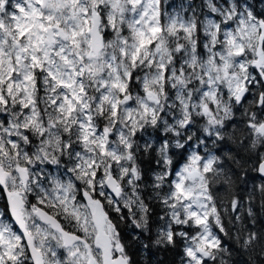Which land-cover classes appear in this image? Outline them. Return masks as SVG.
Listing matches in <instances>:
<instances>
[{"label":"snow or ice","instance_id":"6c2138e0","mask_svg":"<svg viewBox=\"0 0 264 264\" xmlns=\"http://www.w3.org/2000/svg\"><path fill=\"white\" fill-rule=\"evenodd\" d=\"M229 124L253 159L250 0H0V264H134L122 224L179 264H230L225 219L237 244H264L255 189L245 216L225 156L240 161L218 152ZM252 167L264 177V153Z\"/></svg>","mask_w":264,"mask_h":264},{"label":"trees","instance_id":"16d2710c","mask_svg":"<svg viewBox=\"0 0 264 264\" xmlns=\"http://www.w3.org/2000/svg\"><path fill=\"white\" fill-rule=\"evenodd\" d=\"M178 4L180 0H175ZM254 3V7L257 12L264 10V3L261 0H250ZM237 120L240 119V112L236 114ZM243 127V125H241ZM233 133V126L229 124L227 128V135L225 140L219 143L218 152L220 154L230 153L239 164L233 160L227 159L225 156V165L233 181L232 192H235L241 197L245 202V212L247 207V197L250 193H253L255 189L254 198V214L257 221L255 227L264 233V209L260 207V196L258 185L264 182V179H260L257 173L253 170L252 164L254 162V157L257 153H264V147H260L257 150H253L251 156L253 159H249L250 153L245 150V148L240 147L239 144V132H237V139L232 140L231 134ZM249 142H246V144ZM225 193L221 191V195ZM245 223L249 227L252 225L249 221L245 220ZM225 224L229 228V235L224 236V243L231 249V255L229 257L230 264H264V244L253 245L245 249L241 245L236 243L235 240V229L231 224L225 219ZM121 228L126 236L127 241L130 243L129 251L132 255L134 264H179L180 262V250L179 248L172 247H157L152 244L153 237L143 235L140 237L139 241L132 242L130 236L132 229L129 225H121ZM143 244H149V248L144 249Z\"/></svg>","mask_w":264,"mask_h":264},{"label":"water","instance_id":"95a60500","mask_svg":"<svg viewBox=\"0 0 264 264\" xmlns=\"http://www.w3.org/2000/svg\"><path fill=\"white\" fill-rule=\"evenodd\" d=\"M257 173V172H256ZM257 176L260 178V179H264V177H261L260 175H259V173H257Z\"/></svg>","mask_w":264,"mask_h":264},{"label":"rangeland","instance_id":"374dc122","mask_svg":"<svg viewBox=\"0 0 264 264\" xmlns=\"http://www.w3.org/2000/svg\"><path fill=\"white\" fill-rule=\"evenodd\" d=\"M169 10H171V9H169Z\"/></svg>","mask_w":264,"mask_h":264}]
</instances>
